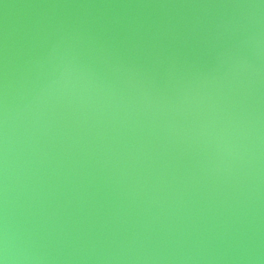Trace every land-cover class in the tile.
Instances as JSON below:
<instances>
[{"label":"water","instance_id":"1","mask_svg":"<svg viewBox=\"0 0 264 264\" xmlns=\"http://www.w3.org/2000/svg\"><path fill=\"white\" fill-rule=\"evenodd\" d=\"M0 264H264V0H0Z\"/></svg>","mask_w":264,"mask_h":264}]
</instances>
